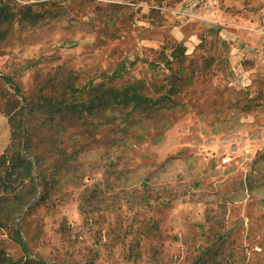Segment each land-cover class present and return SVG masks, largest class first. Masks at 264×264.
I'll return each instance as SVG.
<instances>
[{
  "label": "rangeland",
  "instance_id": "rangeland-1",
  "mask_svg": "<svg viewBox=\"0 0 264 264\" xmlns=\"http://www.w3.org/2000/svg\"><path fill=\"white\" fill-rule=\"evenodd\" d=\"M2 8L0 259L264 264V0Z\"/></svg>",
  "mask_w": 264,
  "mask_h": 264
},
{
  "label": "trees",
  "instance_id": "trees-1",
  "mask_svg": "<svg viewBox=\"0 0 264 264\" xmlns=\"http://www.w3.org/2000/svg\"><path fill=\"white\" fill-rule=\"evenodd\" d=\"M4 11H5V9L2 8L0 10V15ZM6 18H7L6 21H9L10 18H11V15H6ZM29 18H32V20H36L38 17L37 16L36 17L31 16ZM0 262L5 263V264H46L43 261H40V260H37V259H33V258H24V259H21V260H18V261H14V260H11V259H3V258H1L0 259Z\"/></svg>",
  "mask_w": 264,
  "mask_h": 264
}]
</instances>
